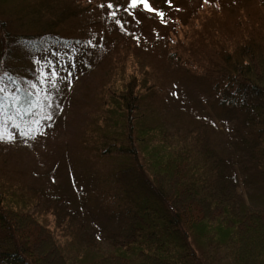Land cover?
Instances as JSON below:
<instances>
[{
	"label": "trees",
	"instance_id": "1",
	"mask_svg": "<svg viewBox=\"0 0 264 264\" xmlns=\"http://www.w3.org/2000/svg\"><path fill=\"white\" fill-rule=\"evenodd\" d=\"M146 2L139 11L170 22L181 40L174 52L156 41L133 43L117 69L108 68V96L91 130L97 150L127 156L128 167L142 173L145 192L121 193L128 221L104 248L67 195L44 194L2 161L0 264H264V206L244 201L235 162L204 141L211 122L169 123L158 106L174 81L205 86L216 106L236 109L253 127L248 136L264 172V0ZM93 9L91 0H0V49L3 39L25 47L0 50V78L29 76L30 54L49 52L50 44L88 39L82 33L103 20ZM157 33L165 46L170 37Z\"/></svg>",
	"mask_w": 264,
	"mask_h": 264
},
{
	"label": "rangeland",
	"instance_id": "2",
	"mask_svg": "<svg viewBox=\"0 0 264 264\" xmlns=\"http://www.w3.org/2000/svg\"><path fill=\"white\" fill-rule=\"evenodd\" d=\"M142 1L137 0L133 6L131 0H91L94 9L90 14L103 20L82 33L85 36L89 32L88 39L50 44L49 52L30 54L31 66L23 68L29 76L11 77V81L7 76L0 78V162L23 172L44 194L67 195L71 205L81 212L88 232L104 248L128 221L129 203L121 193L145 192L143 175L128 167L127 156H108L97 150L100 141L91 132L100 113V101L108 96L106 88L110 82L104 83L108 68L117 69L119 57L135 44L150 45L156 41L155 48L174 52L173 45L181 40V32L170 29V22L160 18L152 22L140 12ZM159 31L170 37L165 40L166 47L160 44ZM2 44L3 55L7 49L22 53L25 48L9 47L4 39ZM132 59L130 55L126 61L129 72L133 71ZM6 63L12 68L9 60ZM158 106L167 113L169 123L193 128L198 116L210 121L212 128L206 126L204 141L235 162L237 193L250 206H264V172L253 152L256 141L248 136L253 127L243 123V115L236 109L216 106L215 97L205 86L188 80L169 84ZM200 128L197 126L202 132ZM54 232L59 234L58 230Z\"/></svg>",
	"mask_w": 264,
	"mask_h": 264
},
{
	"label": "snow or ice",
	"instance_id": "3",
	"mask_svg": "<svg viewBox=\"0 0 264 264\" xmlns=\"http://www.w3.org/2000/svg\"><path fill=\"white\" fill-rule=\"evenodd\" d=\"M131 2H132V5L135 6L136 3H137V0H131ZM143 6L145 8H148V4H147L146 0H144V5ZM108 7L111 8L112 7V4H108ZM149 10H151V9H149ZM111 15L114 17L115 16V13H111ZM117 23H119V21H117ZM52 75L55 76L56 73L53 72ZM33 87H35V85H33ZM2 92H3V89H0V93H2ZM17 99H18V97H17ZM2 104H3V99L0 98V108H2ZM37 123H38V121H37Z\"/></svg>",
	"mask_w": 264,
	"mask_h": 264
}]
</instances>
